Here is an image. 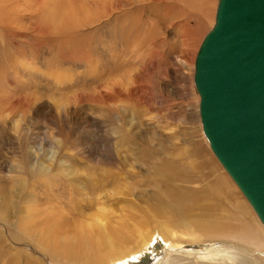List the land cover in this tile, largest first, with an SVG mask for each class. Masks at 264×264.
Instances as JSON below:
<instances>
[{
    "label": "rangeland",
    "instance_id": "374dc122",
    "mask_svg": "<svg viewBox=\"0 0 264 264\" xmlns=\"http://www.w3.org/2000/svg\"><path fill=\"white\" fill-rule=\"evenodd\" d=\"M217 1L0 0V264H264L199 117Z\"/></svg>",
    "mask_w": 264,
    "mask_h": 264
},
{
    "label": "water",
    "instance_id": "95a60500",
    "mask_svg": "<svg viewBox=\"0 0 264 264\" xmlns=\"http://www.w3.org/2000/svg\"><path fill=\"white\" fill-rule=\"evenodd\" d=\"M193 83L209 148L264 226V0L217 1Z\"/></svg>",
    "mask_w": 264,
    "mask_h": 264
},
{
    "label": "bare ground",
    "instance_id": "6f19581e",
    "mask_svg": "<svg viewBox=\"0 0 264 264\" xmlns=\"http://www.w3.org/2000/svg\"><path fill=\"white\" fill-rule=\"evenodd\" d=\"M208 246V245H207ZM224 246V245H223ZM223 246H217L216 247V249L218 250V252H220L221 251V248L223 247ZM214 248V247H213ZM193 249V248H192ZM211 249V248H210ZM220 250V251H219ZM242 252V251H241ZM240 253V252H239ZM195 254V253H194ZM197 254V253H196ZM245 254V253H244ZM243 254V255H244ZM198 256V255H197ZM145 258V257H144ZM147 258L148 259H150L151 260V257H148L147 256ZM143 258H141V260H142ZM194 260V262H196L197 261V258L195 257V258H193ZM140 260V262H139V264L141 263V264H143V262ZM161 260V258H158V260H157V262H154V263H152V264H159V261ZM222 260V259H221ZM150 261H148L147 262V264L149 263ZM219 262V261H218ZM225 262L227 263V261L225 260ZM138 264V263H137ZM217 264H222V263H217ZM229 264V263H228ZM242 264H261L260 262H259V260L256 258V257H254V256H251V255H247L246 254V256L245 257H243V263Z\"/></svg>",
    "mask_w": 264,
    "mask_h": 264
}]
</instances>
